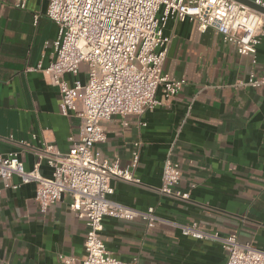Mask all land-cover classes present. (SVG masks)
Returning <instances> with one entry per match:
<instances>
[{
  "label": "crops",
  "instance_id": "0c3cea01",
  "mask_svg": "<svg viewBox=\"0 0 264 264\" xmlns=\"http://www.w3.org/2000/svg\"><path fill=\"white\" fill-rule=\"evenodd\" d=\"M48 3L28 0L18 8L0 0V154L17 152L27 170L40 161L44 176L52 167L41 150L54 144L68 153L70 138L79 141L82 130L75 112L61 113L53 77L35 69L49 65L58 35ZM165 33L173 38L164 71L185 84L170 100L160 90L162 104L153 110L114 115L107 140L96 146L103 159H119L123 167L139 152V183L114 180L111 198L138 210L154 206L160 219L148 227L139 216H106L101 238L115 257L139 264H227L218 238L182 233L192 223L264 251V84H246L251 74L264 76V35L254 56L240 54L215 28L201 31L196 21L171 20ZM86 71L82 64L77 77L85 80ZM168 158L180 164L177 188L190 199L159 192ZM35 195L34 183L0 194V264H63L60 254L82 264L88 226L72 210V196L64 193L44 211Z\"/></svg>",
  "mask_w": 264,
  "mask_h": 264
},
{
  "label": "built area",
  "instance_id": "2783aa9c",
  "mask_svg": "<svg viewBox=\"0 0 264 264\" xmlns=\"http://www.w3.org/2000/svg\"><path fill=\"white\" fill-rule=\"evenodd\" d=\"M13 2L15 7L26 8L28 0ZM254 2L264 7V0ZM46 15L57 25L58 35L52 42L49 65L40 62L35 69L53 77L61 95V113L75 112L81 118V138L71 137L72 145L65 154L54 144L41 150L40 158L46 157L52 167L50 176L40 172V161L27 170L17 152L0 154V194L34 183L35 199L45 211L69 193L72 210L88 226L82 264H139L137 259L115 257L101 238L106 216L127 220L139 216L148 227L160 219L154 206L138 210L111 198L114 180L139 183L135 175L139 152L124 167L119 159H103L96 146L107 140L106 123L114 115L153 110L162 104L160 90L170 100L185 84V79L164 71L173 38L165 33L169 21H196L203 32L215 28L240 54L255 56L264 35V12L236 0H49ZM82 64L87 66L85 80L77 77ZM67 74L75 76L72 83ZM246 84L259 87L264 76L251 74ZM15 176L19 183L13 182ZM180 178V164L168 158L159 192L190 199L189 191L177 188ZM182 233L197 239L218 238L228 251L227 264H264V251L240 243L235 234L212 235L198 223L183 225ZM59 258L63 264H77L74 257L60 254Z\"/></svg>",
  "mask_w": 264,
  "mask_h": 264
},
{
  "label": "water",
  "instance_id": "95a60500",
  "mask_svg": "<svg viewBox=\"0 0 264 264\" xmlns=\"http://www.w3.org/2000/svg\"><path fill=\"white\" fill-rule=\"evenodd\" d=\"M240 3H243V4H246L256 10H259L261 12H264V7L260 6V5H257L254 0H236Z\"/></svg>",
  "mask_w": 264,
  "mask_h": 264
},
{
  "label": "rangeland",
  "instance_id": "374dc122",
  "mask_svg": "<svg viewBox=\"0 0 264 264\" xmlns=\"http://www.w3.org/2000/svg\"><path fill=\"white\" fill-rule=\"evenodd\" d=\"M85 67L87 68V66L85 65Z\"/></svg>",
  "mask_w": 264,
  "mask_h": 264
}]
</instances>
